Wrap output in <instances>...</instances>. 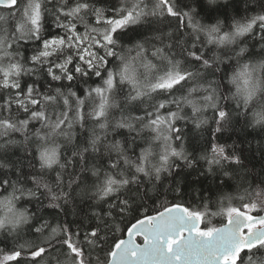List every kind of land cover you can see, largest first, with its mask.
<instances>
[{
  "label": "snow or ice",
  "instance_id": "1",
  "mask_svg": "<svg viewBox=\"0 0 264 264\" xmlns=\"http://www.w3.org/2000/svg\"><path fill=\"white\" fill-rule=\"evenodd\" d=\"M197 2L0 0V264H264V215L252 214L264 211V138L253 150L251 141L214 136L190 159L175 126L211 120L223 133L243 116L241 129L258 126L264 136V0H243L245 14L228 31L220 20L196 19ZM144 23L151 35L130 58L132 49L121 50L125 30ZM244 57L259 60L231 76L232 92L226 72L217 73ZM133 60L147 69L143 79ZM185 108L191 116L181 115ZM146 131L161 150L149 144L130 155ZM197 159L208 168L193 183L211 174L255 186L245 189L249 202L210 214L226 215L221 227L205 223L206 210L176 202L185 195L183 169ZM77 198L91 203L80 207ZM21 201L35 210L18 208ZM69 206L75 219L61 220Z\"/></svg>",
  "mask_w": 264,
  "mask_h": 264
},
{
  "label": "trees",
  "instance_id": "2",
  "mask_svg": "<svg viewBox=\"0 0 264 264\" xmlns=\"http://www.w3.org/2000/svg\"><path fill=\"white\" fill-rule=\"evenodd\" d=\"M187 2L191 3V0H187ZM118 0H104V3L98 6L103 7H110L112 4H117ZM193 7L196 8L198 15L196 16V19H198L202 24H215L217 20H220L223 22V31H228V25L232 23L233 18L239 19L241 16H243L244 13V4L243 0H229V4L227 7H225L223 0H219V2L216 5H210L207 0H198L197 3L193 4ZM187 10V9H186ZM0 13L6 14V11L4 9H0ZM173 24H175V21H173ZM149 27L147 23L141 24V25H130L128 29L125 30V35L122 38V49H132L130 53H128L129 57H135L136 56V50L134 48V45L138 41H142L143 37L146 35H151L150 32H147L146 29ZM83 29L81 28V31ZM187 31H191L190 29H187ZM201 39H205L203 36H201ZM154 43L158 42L153 41ZM235 47V46H231ZM208 49H211L212 52H216L217 54L223 55V50L218 48L216 45L209 44L207 45ZM207 50V49H206ZM212 52H209V55L212 54ZM30 52H26V55H30ZM148 59H152L150 54L148 55ZM259 60V57H244L239 59V63H237L236 59L226 60L224 64L220 65L221 72L217 73V76L219 77L222 73L226 72L225 79L223 81L224 84L227 85L229 89H231L232 92H235V86L228 84V80L231 78V76L239 70L240 66L244 63L248 64H255ZM153 63H158L157 61L153 60ZM133 66L136 68V71L141 79H143L144 74L147 73V69L144 67L139 66L138 62L136 60L132 61ZM257 75L260 76L261 79H264V71L258 73ZM59 83V82H57ZM66 83V82H65ZM175 95L179 96L181 93L177 92ZM259 95V93H258ZM235 105L233 104V107ZM173 110H175V106H172ZM239 111H244L243 108H241ZM187 114L188 116H191V109L185 108L184 112H181V115ZM206 117H211L212 111L208 110L206 113H204ZM248 119H251V115L249 113ZM244 123V118L241 116L239 118V123L234 124L232 131H225L223 133H214V129L216 125L209 121L207 125H202L200 128H197L196 125L192 122L191 119L186 120H180L176 122V128L180 129V134L183 137V145L186 150V152L189 155V158L191 159L193 155L196 157H199L205 150H210V144L209 142L215 143L217 142L216 139H214V136L218 138V142L221 144H231L233 141H237L241 143L242 147H248L245 141H251V148L253 150L257 149L258 142L261 141L264 136L261 134L260 128L257 126L255 130H253L252 127H248L246 129H241L240 125ZM39 125H37L38 127ZM79 127L77 126V133H79ZM250 134V135H248ZM151 134L148 131L144 134V140H138L137 143L139 144V147L135 148V152L129 153L130 155L139 156L142 149L149 147V144H152L154 147V151L158 152L161 149L159 147H156V145L159 144L157 141L151 140ZM254 138V139H253ZM109 139H122L120 136L113 137L112 135L109 136ZM180 142L173 140V146L176 147ZM112 158L116 159V154H112ZM152 163H156L158 157L150 158ZM180 164L183 165V161H179ZM195 168L189 169L184 168L182 172V176L185 180V195L178 198L176 202H184V203H191L192 207L198 208L200 211H207L209 213L208 216L205 217V223L208 222V220L211 221V224L209 226H216L219 227L226 223V215H216L212 216L211 213L214 212H220L222 209H226L228 206L233 207H240L243 203L249 202V199L245 193V189H249L250 191L255 188L253 185L252 188H249V185L244 183H238L236 180H228L225 178H217L213 177L211 174H207L205 176H199V182L193 183L194 180H196L197 176L201 172H205L208 168V165L206 161L202 159H197L194 161ZM252 163L259 168L260 167V160L259 157L254 159ZM36 167L39 169V163L36 162ZM72 169H69L71 171ZM91 175L90 173L88 174ZM95 178H92V180H89L88 183L94 182ZM202 197V198H201ZM231 198V201L229 202V199ZM168 200H172L173 197L169 195ZM47 200L44 201L45 204H47ZM75 204H79L80 207H85L87 203H91V201H87L85 198V204H80L79 198L74 202ZM202 205H207V209L202 207ZM18 208L27 207L29 211L35 210V204H25L23 201H21L18 205ZM45 215L54 216L55 213L52 209H45L44 210ZM71 206L66 208V213L60 217L61 220H68L72 221L75 219L71 214ZM261 213H264V211H254L253 215H259ZM130 219V217H129ZM53 224H55V220L52 221ZM127 221H125L126 223ZM121 228H124V224L120 225ZM205 225L202 224L201 227H204ZM25 227V232L23 233L25 236H27V226ZM117 235H121V233H117ZM126 235L123 234L122 238H124ZM136 241L140 242V238L136 237ZM0 247H3V245H0ZM8 247L10 248L11 245L9 244Z\"/></svg>",
  "mask_w": 264,
  "mask_h": 264
},
{
  "label": "water",
  "instance_id": "3",
  "mask_svg": "<svg viewBox=\"0 0 264 264\" xmlns=\"http://www.w3.org/2000/svg\"><path fill=\"white\" fill-rule=\"evenodd\" d=\"M259 215H264V213H261V214H259ZM226 223H227V221H226ZM226 223H225V224H226ZM223 225H224V224H223ZM223 225H221V226H223ZM221 226H219V227H221ZM124 238L126 239L127 236L125 235ZM139 238H140L141 241H140V242H137V241H136V242L142 244V243H143V238H142V237H139Z\"/></svg>",
  "mask_w": 264,
  "mask_h": 264
}]
</instances>
